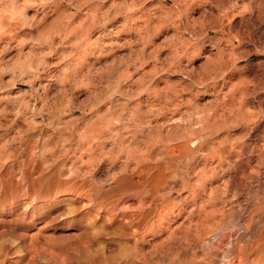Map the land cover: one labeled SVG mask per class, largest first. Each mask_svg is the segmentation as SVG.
I'll return each instance as SVG.
<instances>
[{
    "label": "rangeland",
    "instance_id": "374dc122",
    "mask_svg": "<svg viewBox=\"0 0 264 264\" xmlns=\"http://www.w3.org/2000/svg\"><path fill=\"white\" fill-rule=\"evenodd\" d=\"M262 237L264 0H0V264H264Z\"/></svg>",
    "mask_w": 264,
    "mask_h": 264
},
{
    "label": "bare ground",
    "instance_id": "6f19581e",
    "mask_svg": "<svg viewBox=\"0 0 264 264\" xmlns=\"http://www.w3.org/2000/svg\"><path fill=\"white\" fill-rule=\"evenodd\" d=\"M111 120V119H110ZM107 127V126H106ZM198 132V131H197ZM195 135V134H194ZM197 137V136H196ZM202 137V136H201ZM187 140V139H186ZM198 140V139H197ZM189 142V141H188ZM198 142V141H197ZM194 144H197L196 142H193ZM190 144L189 143H184L183 145H178L177 147H175V148H177V149H175V150H178L177 152H180V153H184V154H193V149L194 148H192V146H191V148H190ZM194 147V146H193ZM122 148V147H121ZM200 148V147H199ZM139 149V148H138ZM123 150V149H122ZM173 150V149H172ZM139 152V151H138ZM149 152V151H148ZM150 152H151V150H150ZM170 152V151H169ZM172 153H173V151H171ZM174 153H175V151H174ZM151 154H153V153H151ZM150 154V155H151ZM177 154V153H176ZM143 155V154H142ZM137 156V155H136ZM147 156H149V155H147ZM153 156V155H152ZM184 156V155H183ZM178 157V156H177ZM135 158V157H134ZM148 158V157H147ZM146 157H141V159L138 157L137 158V161H135L136 162V167H135V169L137 170L135 173H136V176L138 177V176H142L146 181L145 182H147L148 180H147V178L148 179H150L149 181H150V184L152 185L153 183H155V181L157 180V179H159L160 177H159V175H161L162 174V171H164V169H163V166H162V164L160 165V164H158L157 163V166H155V165H149V163L148 162H151V161H153L152 159H151V161L149 160L150 158H148L147 159ZM152 158V157H151ZM157 158V157H156ZM173 158V157H172ZM145 159V160H144ZM148 163V164H147ZM154 164V162H151V164ZM133 167V168H134ZM132 168V169H133ZM134 169V170H135ZM129 170V169H128ZM155 171L156 170V172L154 173H152V171ZM132 171V170H131ZM133 173V172H132ZM129 175V174H128ZM126 176H127V174H125V176H122L121 177V181H126V179L128 178V176H127V178H126ZM131 177L129 176V178L127 179V180H129ZM132 180V179H131ZM130 181V180H129ZM135 181V180H134ZM133 181V182H134ZM148 181V182H149ZM136 182V181H135ZM138 182V181H137ZM139 184V183H138ZM149 184V183H148ZM150 185V186H151ZM155 185V184H154ZM153 185V186H154ZM157 185H158V183H157ZM156 187V186H155ZM154 187V188H155ZM157 188H158V186H157ZM172 213V212H171ZM262 238H264V237H262ZM260 241H262V240H260ZM259 243L260 242H258V245H259ZM262 243V242H261ZM262 244H260L259 245V247L261 246ZM262 248V247H261ZM264 248V247H263ZM264 250V249H263ZM187 251V250H186ZM233 251V250H232ZM238 252V251H237ZM233 254V253H232ZM201 260V259H200Z\"/></svg>",
    "mask_w": 264,
    "mask_h": 264
}]
</instances>
